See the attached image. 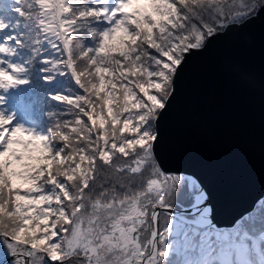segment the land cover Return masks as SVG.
Returning <instances> with one entry per match:
<instances>
[{
    "label": "snow or ice",
    "instance_id": "obj_1",
    "mask_svg": "<svg viewBox=\"0 0 264 264\" xmlns=\"http://www.w3.org/2000/svg\"><path fill=\"white\" fill-rule=\"evenodd\" d=\"M256 25L264 0H0V264L166 256L159 209L187 173L160 122L182 69ZM33 75L59 85L43 131L8 107Z\"/></svg>",
    "mask_w": 264,
    "mask_h": 264
},
{
    "label": "water",
    "instance_id": "obj_2",
    "mask_svg": "<svg viewBox=\"0 0 264 264\" xmlns=\"http://www.w3.org/2000/svg\"><path fill=\"white\" fill-rule=\"evenodd\" d=\"M221 48L182 69L160 128L164 160L199 184L201 203L184 212L230 227L264 196V29Z\"/></svg>",
    "mask_w": 264,
    "mask_h": 264
},
{
    "label": "rangeland",
    "instance_id": "obj_3",
    "mask_svg": "<svg viewBox=\"0 0 264 264\" xmlns=\"http://www.w3.org/2000/svg\"><path fill=\"white\" fill-rule=\"evenodd\" d=\"M13 97H14V92L12 93V98L9 100L8 107L10 109H16L17 110V118H16V121H14V122H18V123L23 124L22 118L19 116L21 114L20 110L17 108L16 103L13 101ZM172 190H173V188L169 192H171ZM203 211L198 213V216H200L199 218H201V219L203 218V215H202ZM171 222H172V220L170 218L169 219L166 218V220L163 223V226L161 228V232H163V230L165 228L169 229V226L171 225ZM195 222H198V220H195ZM243 227H244V230H245L244 231L245 235L243 237V245H244L243 259H244V264H264V236L262 234L256 232V231L253 232L252 234H249L250 231L248 230L246 223L243 224ZM169 233H171V231ZM255 241H259V243H260V254L262 255V257H259L257 255L256 251L254 250ZM186 248L195 249L196 248V242L193 241V240L192 241L191 240L190 241H185V242L176 241L173 244V246L170 248V250H172L174 252L175 251L179 252L181 249H186ZM167 249L169 251V247H167ZM161 250H163V249H161ZM221 264H234L233 263V258L231 257L230 253H229V256L227 258H225V261H223Z\"/></svg>",
    "mask_w": 264,
    "mask_h": 264
},
{
    "label": "trees",
    "instance_id": "obj_4",
    "mask_svg": "<svg viewBox=\"0 0 264 264\" xmlns=\"http://www.w3.org/2000/svg\"><path fill=\"white\" fill-rule=\"evenodd\" d=\"M59 88V85H49V91H57ZM54 107V104L52 101L49 100V107L45 108L39 115H31V118H37L40 120L41 124L44 128H46L48 124V120L46 118V113L48 111H51ZM193 196L189 195L188 201L192 202ZM202 234L213 238L215 237V245L209 246L208 249L211 252V259H213V264H221L223 261H225V258L229 256V253L233 251L234 249V242H236V238H234L233 234H227V232L222 230H215L213 228H207L201 231ZM198 255V253H196ZM196 256L193 255V261L196 262ZM198 259V258H197ZM165 264H170L171 258L170 256H167ZM215 262V263H214ZM198 264V262H196Z\"/></svg>",
    "mask_w": 264,
    "mask_h": 264
},
{
    "label": "bare ground",
    "instance_id": "obj_5",
    "mask_svg": "<svg viewBox=\"0 0 264 264\" xmlns=\"http://www.w3.org/2000/svg\"><path fill=\"white\" fill-rule=\"evenodd\" d=\"M198 123L200 124V122L198 121Z\"/></svg>",
    "mask_w": 264,
    "mask_h": 264
}]
</instances>
